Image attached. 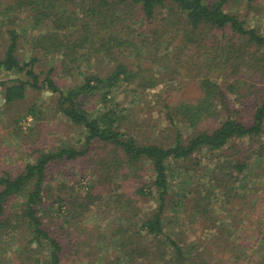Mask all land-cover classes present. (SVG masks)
Wrapping results in <instances>:
<instances>
[{
    "label": "trees",
    "instance_id": "obj_1",
    "mask_svg": "<svg viewBox=\"0 0 264 264\" xmlns=\"http://www.w3.org/2000/svg\"><path fill=\"white\" fill-rule=\"evenodd\" d=\"M258 20L264 0H0L3 105L45 90L72 132L33 105L0 150V264H264Z\"/></svg>",
    "mask_w": 264,
    "mask_h": 264
},
{
    "label": "rangeland",
    "instance_id": "obj_2",
    "mask_svg": "<svg viewBox=\"0 0 264 264\" xmlns=\"http://www.w3.org/2000/svg\"><path fill=\"white\" fill-rule=\"evenodd\" d=\"M252 24L259 25L261 27V28H259V30L264 31V29H263L264 21L263 20L262 21L258 20L257 23L252 22ZM20 54H22V53L20 52ZM37 66H39V68H42L41 63H39ZM248 71H251V69L246 70V72H248ZM252 74H253V76L251 77L250 74L247 73V75H245V77L246 78L248 77L252 81H259V80L264 81V75H262L261 72L255 71ZM185 88H186V91H185L186 93L184 95L185 97L190 98L193 96V94H194V96L197 94V91H198L197 87L194 86L193 84L190 86L188 85V87H185ZM190 90H192L194 93H190L189 92ZM156 92H157L156 90L155 91H149L148 99H152L153 95ZM120 98H122V96H120ZM54 101H55V97L51 98L50 93L45 91V90L42 92L37 91V90H30L24 99L16 101V102L11 103V104L6 105V106L3 105L2 97L0 96V150L2 148H5L8 152H10L9 158H7V159H12L11 155H13V153L15 152V144H16L15 138L18 139V137L20 136L18 133L17 135H15V137H12L13 134H11V132L16 130V126H20L22 131H27L29 128H31L38 121V119H36V117H35V116H37L36 113H35V115H33V114H29L27 112L28 108L32 107L33 105H35V107H34L35 110H39V112L42 114L40 116L41 119L39 121L41 123L39 124L37 131L39 130V132H43V134H47L48 131H52V133L50 134L51 139H53L54 137H55V139L58 138L62 131H65L66 133L69 132L70 135L72 134L70 127L61 119L62 117L54 109L55 108V106L53 104ZM245 101H246V98L242 97L241 98V104L236 105V108L241 111L242 115L243 114L246 115L247 119H249L250 114L254 110V108H252V103L251 104H245ZM152 112H154L153 114L156 116L155 111H152ZM18 117H20V119L18 120V122H16V119ZM78 134L79 133L77 132V136L73 137V139H76L78 137ZM65 137L67 138L68 136L66 135ZM20 144H21V147L24 148L23 143H20ZM6 145H8V146L4 147ZM2 153H5V152H0V155ZM5 161L6 160H4V163H2L1 168H3V166L7 165V163ZM19 162H20V159H16L13 164L9 165V167H11L12 170L16 171V169L19 168L18 167ZM68 166H69V164L65 163V166H63L60 169L62 170ZM53 167L55 168V166H53ZM72 170H74V169L72 168ZM72 170L67 171L66 173H68V172L72 173L73 172ZM62 180H66L70 184L72 183L69 175H67V174L65 176H63L62 178L57 179V181H62Z\"/></svg>",
    "mask_w": 264,
    "mask_h": 264
}]
</instances>
